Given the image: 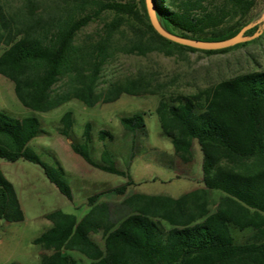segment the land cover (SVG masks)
I'll use <instances>...</instances> for the list:
<instances>
[{
    "label": "trees",
    "instance_id": "16d2710c",
    "mask_svg": "<svg viewBox=\"0 0 264 264\" xmlns=\"http://www.w3.org/2000/svg\"><path fill=\"white\" fill-rule=\"evenodd\" d=\"M12 1L16 0H0V75L13 83L21 105L36 112L50 111L71 98L92 105L99 72L118 52L210 54L243 45L198 50L167 40L150 24L144 0H54V7L48 8L46 0H17L18 7ZM256 2L155 0V7L167 31L219 41L249 24ZM96 21L95 34L77 40ZM256 30L254 26L245 35ZM63 79V86L57 88ZM127 91L115 88L113 99ZM156 113L178 157L186 160L193 141L198 143L204 187L224 194L218 208L209 212L204 201L190 202L188 195L177 199L140 195L129 199L139 206L133 214L116 226L105 227L99 218L104 204L91 207L81 218L54 211L48 215L51 226L32 240L52 251L41 257V264H80L72 251L89 264H264V71L238 74L194 95L162 98ZM120 122L135 133L144 127V114L123 116ZM61 124V134L71 138L70 111L62 116ZM42 133L35 116L17 118L0 109V159L38 165L47 180L71 199L64 169L42 161L29 146ZM89 136L86 123L84 142L71 141L72 151L94 167L123 176L125 172L114 166L105 145L104 163L89 156ZM110 136L98 131L103 142ZM95 198L89 199L91 205ZM0 219L8 223L24 219L14 186L1 171ZM101 228L103 245L91 237ZM249 230L250 237L239 241L238 234Z\"/></svg>",
    "mask_w": 264,
    "mask_h": 264
},
{
    "label": "rangeland",
    "instance_id": "374dc122",
    "mask_svg": "<svg viewBox=\"0 0 264 264\" xmlns=\"http://www.w3.org/2000/svg\"><path fill=\"white\" fill-rule=\"evenodd\" d=\"M53 1L46 0L45 7H54ZM10 4L18 7L17 0ZM263 13L264 0H257L249 22L250 28L257 27L256 35L239 43L242 46L225 52L183 50L170 56L156 51L146 55L116 53L99 72L92 105L71 98L47 112L31 111L16 98L13 83L0 75V109L17 118L35 116L38 119L43 133L29 146L42 161L61 166L71 188V199H67L47 180L38 165L0 159V171L13 184L24 214L20 222L0 219V264H41V257L52 251L33 244L32 240L51 226L48 215L54 211L81 218L91 207L104 204L105 211L99 213L103 227L116 226L133 214L139 206L129 199L140 195L173 199L188 195L190 202L204 201L209 212L215 211L224 194L204 187L198 143L193 141L186 160L178 157L160 128L156 109L162 98L194 95L238 74L264 71ZM98 28L97 21L90 23L77 40L83 41ZM64 82L65 79L61 80L57 88ZM115 88L128 91L113 99ZM68 111L73 117L71 138L60 132L61 118ZM135 113L144 114V127L133 133L122 126L120 118ZM86 123L90 124V142L86 147L89 156L104 163L101 154L105 145L114 166L125 172L123 176L94 167L72 151L71 141L84 142ZM99 130L109 132L110 138L101 141ZM95 196L91 205L89 199ZM102 231L101 228L91 233L99 245H103ZM250 231L240 232L239 241L247 240ZM70 254L79 259L80 264H89L80 253L72 251Z\"/></svg>",
    "mask_w": 264,
    "mask_h": 264
},
{
    "label": "water",
    "instance_id": "95a60500",
    "mask_svg": "<svg viewBox=\"0 0 264 264\" xmlns=\"http://www.w3.org/2000/svg\"><path fill=\"white\" fill-rule=\"evenodd\" d=\"M144 4H145L147 16L149 18L150 24L152 25L153 29L163 38L183 46L191 47L198 50H219V49L232 47L236 44L252 39L256 35V33L250 36L245 35V31L252 26V24L249 23L246 26H244L236 35L219 41H204V40L178 36L176 34L167 31L161 25L156 12L155 0H144ZM263 18H264V13L262 15V19Z\"/></svg>",
    "mask_w": 264,
    "mask_h": 264
}]
</instances>
